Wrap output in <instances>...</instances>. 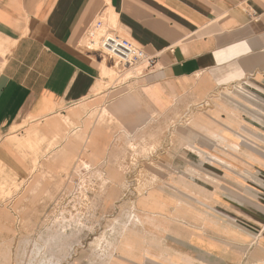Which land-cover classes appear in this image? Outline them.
I'll list each match as a JSON object with an SVG mask.
<instances>
[{"label":"crops","instance_id":"crops-1","mask_svg":"<svg viewBox=\"0 0 264 264\" xmlns=\"http://www.w3.org/2000/svg\"><path fill=\"white\" fill-rule=\"evenodd\" d=\"M107 10L117 21L108 23L155 58L133 81L145 107L168 113L248 84L256 99L238 107L256 119L208 115L204 128L219 131L225 144L262 146L264 0H0V179L26 178L32 168L33 154L8 139L14 128L45 122L99 91L112 59L83 39ZM245 130L263 142L243 138ZM226 145L218 153L210 146L203 159L187 156L186 186L148 191L141 212L156 217L136 216L138 230L107 264H264V149L230 154Z\"/></svg>","mask_w":264,"mask_h":264},{"label":"rangeland","instance_id":"rangeland-1","mask_svg":"<svg viewBox=\"0 0 264 264\" xmlns=\"http://www.w3.org/2000/svg\"><path fill=\"white\" fill-rule=\"evenodd\" d=\"M105 13L106 21L116 23ZM90 40L87 31L83 44ZM116 63L103 65L97 93L60 106L45 122L23 121L8 138L33 157L28 177L0 179V264H107L124 237L138 230L135 216L156 217L141 212L148 191L175 181L186 186L180 170L187 169V156L206 155L194 147L218 153L222 143L224 153L263 151V141L249 130L243 138L262 146L225 144L219 131L196 127L211 124L208 115L224 122L255 120L238 107L256 99L248 84L227 85L203 101L157 113L145 107L133 83L149 62ZM222 127L223 134H235ZM258 173L264 196V171Z\"/></svg>","mask_w":264,"mask_h":264},{"label":"built area","instance_id":"built-area-1","mask_svg":"<svg viewBox=\"0 0 264 264\" xmlns=\"http://www.w3.org/2000/svg\"><path fill=\"white\" fill-rule=\"evenodd\" d=\"M87 31L91 37V47L99 49L121 65L132 66L143 60H147L149 65L155 62V58L149 56L144 48L121 35L115 25L108 23L102 17L92 22Z\"/></svg>","mask_w":264,"mask_h":264},{"label":"bare ground","instance_id":"bare-ground-1","mask_svg":"<svg viewBox=\"0 0 264 264\" xmlns=\"http://www.w3.org/2000/svg\"><path fill=\"white\" fill-rule=\"evenodd\" d=\"M102 5H103V4H102ZM101 7H102V6H101ZM244 8H245V7H244ZM99 9H100V8H99ZM110 10H111V9H110ZM109 14H110V13H109ZM113 15H114V14H113ZM114 17H115V16H114ZM94 19H95V18H94ZM114 21H115V20H114ZM107 22H108V21H107ZM116 22H117V21H116ZM97 34H98V32H97ZM98 35H99V34H98ZM105 61H106V60H105ZM118 64H119V63H116V65H118ZM106 66H107V65H106ZM106 66H105V67H106ZM202 119L205 120L204 118H202ZM210 123H212V122H210ZM197 126H198V127H197ZM196 127H197V128H200V127L204 128L205 125H203V124L200 123V122H197V123H196ZM231 128H232V127H231ZM193 133L196 134V135H199V132H198V131H197V132L194 131ZM31 139H32V136H30L28 140L30 141ZM30 143H31V142H30ZM193 150H194V151H198L200 154H202V153H206L202 148H200V147H198V146L194 147ZM213 157H214V156H213ZM217 159H219V158H217ZM135 218H137V217L135 216ZM135 220H136V219H135Z\"/></svg>","mask_w":264,"mask_h":264}]
</instances>
